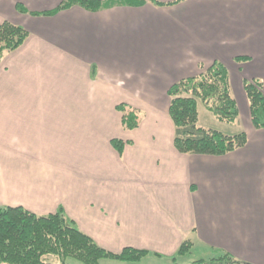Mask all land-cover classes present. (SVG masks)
I'll return each mask as SVG.
<instances>
[{"label": "crops", "instance_id": "crops-1", "mask_svg": "<svg viewBox=\"0 0 264 264\" xmlns=\"http://www.w3.org/2000/svg\"><path fill=\"white\" fill-rule=\"evenodd\" d=\"M64 1L0 0V26L28 32L0 61V206L62 207L112 253L170 261L187 242L264 264V129L244 89L255 80L264 94V0H99L47 15ZM215 62L248 143L181 154L168 92ZM120 106L141 115L137 129Z\"/></svg>", "mask_w": 264, "mask_h": 264}, {"label": "trees", "instance_id": "trees-1", "mask_svg": "<svg viewBox=\"0 0 264 264\" xmlns=\"http://www.w3.org/2000/svg\"><path fill=\"white\" fill-rule=\"evenodd\" d=\"M159 5V4H158ZM80 6L90 11H100L105 5L99 0H65L54 12ZM21 12H25L20 6ZM28 32L9 22L0 26V61L5 53L19 49L26 41ZM241 60V59H239ZM238 60V61H239ZM251 120L256 129H264V94L259 81H245ZM169 115L175 126L174 144L181 154L202 156H225L244 148L248 143L245 132L233 135L208 130L200 125L199 104L215 118L226 124L240 119L237 101L233 97L230 76L221 62L210 68H202L200 75L175 84L168 92ZM123 126L137 129L141 115L126 106H120ZM122 153L124 143L113 141ZM192 244L184 243L171 259L173 264L180 257L191 253ZM149 252L127 248L112 253L100 247L91 237L69 218L61 207L57 213L39 216L23 207L0 206V264H69L75 260L81 264H100L104 260L122 263H138ZM192 264H248L228 253L211 260H199Z\"/></svg>", "mask_w": 264, "mask_h": 264}, {"label": "rangeland", "instance_id": "rangeland-1", "mask_svg": "<svg viewBox=\"0 0 264 264\" xmlns=\"http://www.w3.org/2000/svg\"><path fill=\"white\" fill-rule=\"evenodd\" d=\"M234 98L236 96V92L234 90L233 92ZM236 99V98H235ZM121 111V110H120ZM122 113V112H121ZM199 113H200V125L201 127L208 129V130H215L222 133H225L227 135H233L240 132L245 131L247 128V121L244 114H241L240 119L235 124H226L219 122L213 114L208 112L204 105L202 103L199 104ZM123 114V113H122ZM220 254L218 253H207L203 251L202 249H194L191 250V253L184 257H180L177 259V264H192L199 260H211L213 258L219 257ZM69 264H81L75 260H69ZM173 260L170 261H162L157 258H151L147 256L145 259H143L141 262L138 263H122V262H116V261H109L104 260L100 264H173Z\"/></svg>", "mask_w": 264, "mask_h": 264}]
</instances>
